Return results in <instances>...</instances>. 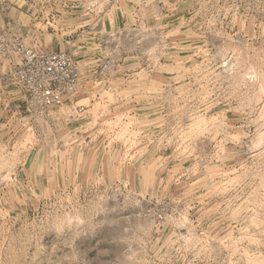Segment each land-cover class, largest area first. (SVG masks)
Segmentation results:
<instances>
[{"label": "rangeland", "instance_id": "374dc122", "mask_svg": "<svg viewBox=\"0 0 264 264\" xmlns=\"http://www.w3.org/2000/svg\"><path fill=\"white\" fill-rule=\"evenodd\" d=\"M34 2L26 38L96 74L75 151L63 128L1 121L0 264H264V0H71L70 30L37 24ZM66 148L83 175L57 157L22 185L23 157Z\"/></svg>", "mask_w": 264, "mask_h": 264}, {"label": "built area", "instance_id": "2783aa9c", "mask_svg": "<svg viewBox=\"0 0 264 264\" xmlns=\"http://www.w3.org/2000/svg\"><path fill=\"white\" fill-rule=\"evenodd\" d=\"M70 1L35 0L32 13L35 11L37 24L46 30L77 29L68 25L77 9ZM23 28L14 23L0 28V72L6 64L10 69L0 78L5 87H12L21 96L20 111L37 123L38 119L47 120L65 104H72L80 95L86 67L82 58L68 50L48 51L37 41H29ZM79 28L84 30L87 26ZM33 29L43 30L37 25Z\"/></svg>", "mask_w": 264, "mask_h": 264}, {"label": "crops", "instance_id": "0c3cea01", "mask_svg": "<svg viewBox=\"0 0 264 264\" xmlns=\"http://www.w3.org/2000/svg\"><path fill=\"white\" fill-rule=\"evenodd\" d=\"M19 1L21 3H24V0H0V28L4 27L7 23H14L18 27H24L23 30L27 29L26 28L27 25L24 24V22H22L24 21V19H26V17L24 18V16H26L25 10L23 9L24 7L20 6ZM46 37L47 35L44 36V38H41L45 43L41 44L40 46L43 49L47 48L45 50H48V51H58L56 50L57 46L55 45L54 40L52 41V39L51 40L49 39V41H47ZM64 47L66 48L64 50H68L72 54L77 55L79 58L83 59L85 67L86 69H88L87 71H85L86 72L85 79L94 78L95 77L94 75L96 74V72L93 73L94 69L91 68L90 66L92 62L88 61V58H86L87 52H82V50H79L78 52L76 51L74 52L72 49L69 48L71 47V45L69 44H64ZM60 49L63 50L62 48ZM9 70H10L9 66L6 64L2 68V71L0 72V77L2 76L4 72L9 71ZM83 86H84V83H83ZM84 89H85V86L83 87V90ZM82 91L80 95L73 101L72 103L73 109L74 107H76V104H78L77 100L82 98V95H83ZM21 104H22V98L19 95V93L15 91V89H13L12 87H5L4 82L0 78V126L1 128L6 129V125H3L4 123L2 124L1 122L4 119H10L14 121V123H12L11 126H13V128H15L16 130L25 125V124L23 125V121H25L26 119L27 120L29 119L27 117L23 118L22 115L24 113L20 111ZM74 110H76V112L72 111L71 114L70 113L61 114L60 113L61 109H59L53 112L49 118H47V122H44L43 120L38 119L37 123L36 122L32 123V126L30 122H28V126L33 127L34 130L36 131L37 129L41 128V126L43 128V123H46L49 134H51L52 130L56 132L57 127L63 128V133L59 135V138L61 137L65 138V145L67 141L70 145L69 147L70 150L73 149L75 151L74 148H78L80 144H81L80 148L82 147V143L80 142L83 141L82 137H84V135L83 134L79 135L80 132L78 131H79V128L83 127L82 126L83 120H81V118H83V115L86 113V109H85V106H78ZM2 134L4 136L6 132L5 134L3 132ZM77 143H80V144H77ZM67 149L68 148H66V151L62 153L57 152L55 156H52L50 152L41 153L38 150L36 152L37 157L34 156L35 152H33L32 155L29 157L28 156L23 157L22 162H21L22 164L20 166L18 164L17 166V171H18V174L22 173L27 176H31V182H28V183L23 182L22 185L24 186L27 184L29 185L30 188H33V189L43 188V187L39 188L40 186L38 185L40 184L38 180L39 178H42L43 180L45 176H46V179H48V181L52 180V177L54 176L53 168L57 166L56 164L57 157H61L63 164H60V165L67 167L66 170L69 175H72V174L75 175L78 173L83 175L85 168H87V166L90 165V163L87 162V156L83 152H81L79 149L78 150L80 152L76 150L75 153L72 152L70 154H67ZM44 160H46V163ZM79 160H81V169L77 171V165H78L77 163ZM25 161H26V164H25Z\"/></svg>", "mask_w": 264, "mask_h": 264}, {"label": "clouds", "instance_id": "9594fccd", "mask_svg": "<svg viewBox=\"0 0 264 264\" xmlns=\"http://www.w3.org/2000/svg\"><path fill=\"white\" fill-rule=\"evenodd\" d=\"M69 224L67 222H64L60 227H59V231H63L66 230L67 228H69Z\"/></svg>", "mask_w": 264, "mask_h": 264}]
</instances>
